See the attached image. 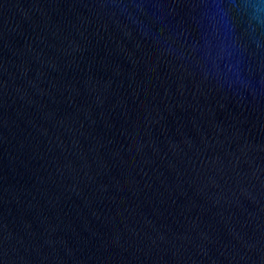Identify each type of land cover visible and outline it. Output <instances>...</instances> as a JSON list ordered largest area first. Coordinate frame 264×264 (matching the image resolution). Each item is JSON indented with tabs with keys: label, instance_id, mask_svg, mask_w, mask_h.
<instances>
[{
	"label": "water",
	"instance_id": "water-1",
	"mask_svg": "<svg viewBox=\"0 0 264 264\" xmlns=\"http://www.w3.org/2000/svg\"><path fill=\"white\" fill-rule=\"evenodd\" d=\"M0 264H264V0H0Z\"/></svg>",
	"mask_w": 264,
	"mask_h": 264
}]
</instances>
